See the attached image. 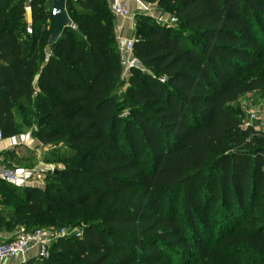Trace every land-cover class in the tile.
<instances>
[{
    "label": "trees",
    "instance_id": "16d2710c",
    "mask_svg": "<svg viewBox=\"0 0 264 264\" xmlns=\"http://www.w3.org/2000/svg\"><path fill=\"white\" fill-rule=\"evenodd\" d=\"M9 1L0 0V134L16 135V113L32 112L39 142L65 144L76 167L48 174L43 189L0 179V205L12 209L0 211V232L81 230L26 264L207 263L237 244L264 252V136L247 141L228 110L263 86L264 0H141L179 21L135 16L140 65L126 81L107 0H75L78 12L67 1L71 26L52 46L49 0Z\"/></svg>",
    "mask_w": 264,
    "mask_h": 264
},
{
    "label": "rangeland",
    "instance_id": "374dc122",
    "mask_svg": "<svg viewBox=\"0 0 264 264\" xmlns=\"http://www.w3.org/2000/svg\"><path fill=\"white\" fill-rule=\"evenodd\" d=\"M10 6H14L19 2V0H10ZM69 7L72 8L74 12H78V7L76 3L72 0L68 1ZM145 6L148 8H151L154 10V13L157 16H160L165 19L166 22L161 24H169L171 25L173 23V19L171 18V15L168 13L162 12L158 10V7L156 4H150L145 3ZM147 9L144 7L141 10H132L131 16L127 17L130 20H134L135 24V16L136 15H148L150 11H146ZM114 20L116 22V18L114 17ZM116 26V25H115ZM175 26V25H174ZM188 32L185 33L186 36H188ZM122 45H118V49L121 51ZM46 53H48V50H46ZM140 64L135 61L132 66H139ZM260 71V70H258ZM124 80L126 81L127 76H123ZM120 92H124L125 88H119ZM118 93V94H119ZM120 98V97H119ZM121 99V98H120ZM257 103H264V76H263V86L260 90L253 91L246 93L239 98H237L235 101H232L228 105V110L231 112H234L235 114H240V122L245 120L246 118V109H251L252 106H254ZM125 108L121 111V116L129 115L130 108L129 105L126 103H122ZM37 116L33 115L32 112H29L25 109H20L15 116V121L19 126V131L16 135H13L11 137H5L1 136L0 142L2 140H10L12 142L11 146L2 151L6 153L0 152V162L4 165V162L6 160L10 159V163L12 164V168L21 172V171H29L30 173H38L41 172L44 175V183L42 185V189L45 187V179H47V175L54 172L63 170L64 168H75L76 165L72 163L71 165V159L69 158H63L64 156H67L68 150L67 146L63 143H57V144H49L44 145L39 142V140L36 137V131H37ZM243 132H247V141H251L253 139H258L262 136H264V133L261 131H255L252 128H241ZM246 145L245 147H247ZM235 150L234 146L229 144L226 146V148L222 151V153H229L231 151ZM3 154V155H2ZM11 157V158H10ZM11 168V167H10ZM17 187L19 185H16ZM215 184L213 183L211 187L214 188ZM6 192V191H4ZM12 192V191H11ZM13 193V192H12ZM264 194V191L263 193ZM214 203V206L216 208H219L220 201L212 199L210 200ZM1 202V201H0ZM3 215L7 216L10 214L12 209L5 205H0V211ZM1 213V212H0ZM258 221L262 225L264 224V205L262 206V211L257 214ZM22 227L17 226L13 227L11 229H6V231H2V233L10 234V237H14L21 229ZM47 232H49L52 235H60L59 237H56L53 242H50L49 245H51L54 242H57L61 238H66L69 236H74L77 231H81L80 227L77 225H64L59 228L53 226V225H45L43 224L42 227ZM216 233L214 232L211 237V242H216ZM221 251L218 257H214L207 263L204 261L202 262H195L194 260H191L189 264H264V252L257 251L255 249L245 247L242 244H237L234 247H226V246H220ZM74 258V257H72ZM69 260V259H68ZM76 260V259H75ZM67 262V261H66ZM79 261L76 260V264H78Z\"/></svg>",
    "mask_w": 264,
    "mask_h": 264
},
{
    "label": "built area",
    "instance_id": "2783aa9c",
    "mask_svg": "<svg viewBox=\"0 0 264 264\" xmlns=\"http://www.w3.org/2000/svg\"><path fill=\"white\" fill-rule=\"evenodd\" d=\"M109 8L113 16L117 19H124L131 16V12L126 5V0H110ZM149 16L155 18L159 23H165L166 20L154 13L151 8L145 7ZM146 10V11H147ZM26 31L31 33L32 12L30 6L25 7ZM122 38L117 35V41ZM133 39H127L123 42L121 48V65L123 67V76H128L129 68L136 61L132 54ZM164 82V78L160 80ZM240 128H252L255 131L264 133V103H257L251 109H246V118L240 122ZM1 138V134H0ZM0 179L11 184L35 186L42 188L44 175L41 172L30 173L29 171H17L7 167L0 162ZM81 231H77L75 236H80ZM60 236V235H59ZM58 235H52L43 228L35 229L31 232H25L23 228L10 240L0 241V261L14 259L22 255L26 250L40 246L49 245ZM26 264V263H24Z\"/></svg>",
    "mask_w": 264,
    "mask_h": 264
},
{
    "label": "crops",
    "instance_id": "0c3cea01",
    "mask_svg": "<svg viewBox=\"0 0 264 264\" xmlns=\"http://www.w3.org/2000/svg\"><path fill=\"white\" fill-rule=\"evenodd\" d=\"M108 2L110 0H107ZM126 5L130 11L132 10H141L146 7L144 2L141 0H126ZM116 35H120L122 38L118 41V45H122L123 42L127 39H133L134 37V20L128 18L116 20L115 22ZM12 142L8 139L2 140L0 142V152L8 149L11 146ZM10 234L0 232V241L9 239ZM41 246V245H40ZM40 246H34L26 250L22 255L14 258L0 261V264H24L30 260H33L34 263L39 262ZM47 247L49 245H46Z\"/></svg>",
    "mask_w": 264,
    "mask_h": 264
},
{
    "label": "water",
    "instance_id": "95a60500",
    "mask_svg": "<svg viewBox=\"0 0 264 264\" xmlns=\"http://www.w3.org/2000/svg\"><path fill=\"white\" fill-rule=\"evenodd\" d=\"M69 0H49L51 6V14L53 19V27L48 37V45L52 46L57 38L61 35L66 27L71 26V20L66 10V3ZM75 1V0H72ZM173 22H178L177 18H173ZM56 172V170H54ZM48 247L44 244L40 246L39 257L46 256Z\"/></svg>",
    "mask_w": 264,
    "mask_h": 264
}]
</instances>
